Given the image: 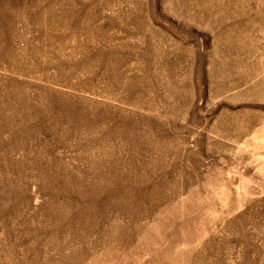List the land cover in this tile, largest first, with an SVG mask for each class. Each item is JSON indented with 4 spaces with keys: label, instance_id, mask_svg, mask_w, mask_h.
Masks as SVG:
<instances>
[{
    "label": "rangeland",
    "instance_id": "1",
    "mask_svg": "<svg viewBox=\"0 0 264 264\" xmlns=\"http://www.w3.org/2000/svg\"><path fill=\"white\" fill-rule=\"evenodd\" d=\"M0 264H264V0H0Z\"/></svg>",
    "mask_w": 264,
    "mask_h": 264
}]
</instances>
